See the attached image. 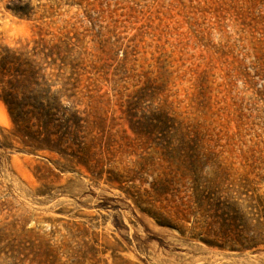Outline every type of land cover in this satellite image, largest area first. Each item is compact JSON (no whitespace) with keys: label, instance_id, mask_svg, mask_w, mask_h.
I'll return each instance as SVG.
<instances>
[{"label":"rangeland","instance_id":"rangeland-1","mask_svg":"<svg viewBox=\"0 0 264 264\" xmlns=\"http://www.w3.org/2000/svg\"><path fill=\"white\" fill-rule=\"evenodd\" d=\"M0 264H264V0H0Z\"/></svg>","mask_w":264,"mask_h":264},{"label":"trees","instance_id":"trees-1","mask_svg":"<svg viewBox=\"0 0 264 264\" xmlns=\"http://www.w3.org/2000/svg\"><path fill=\"white\" fill-rule=\"evenodd\" d=\"M19 11H21L22 13H26L24 9H20ZM54 47H55V48H59L60 46H59V45H54V46L52 47V49H54ZM41 53L46 54V52H45L43 49L41 50ZM6 102H7V104H8V107H9L10 112L13 114V110L15 109V102H13L12 100H9V99H7ZM39 109L43 110V112L40 110L41 114H44V112L47 111V110H45V108H43V107H40ZM44 110H45V111H44ZM132 115H133V114H132ZM144 115H145V114H144ZM143 117H144V116H143ZM139 121L142 122V120H139ZM137 122H138V121H137ZM149 122H150V125H152V126H155V125H156V123L153 122V121H149ZM149 122H148V123H149Z\"/></svg>","mask_w":264,"mask_h":264}]
</instances>
